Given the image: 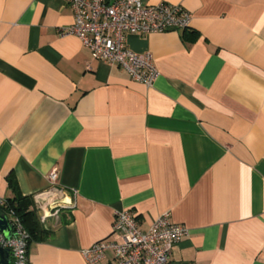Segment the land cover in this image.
<instances>
[{
  "label": "crops",
  "instance_id": "obj_1",
  "mask_svg": "<svg viewBox=\"0 0 264 264\" xmlns=\"http://www.w3.org/2000/svg\"><path fill=\"white\" fill-rule=\"evenodd\" d=\"M144 1L191 14L126 37L152 54L151 87L59 36L65 0H0V200L9 176L32 200L57 169L74 201L27 264H88L123 210L142 231L164 213L187 229L168 264H264V0Z\"/></svg>",
  "mask_w": 264,
  "mask_h": 264
},
{
  "label": "built area",
  "instance_id": "obj_2",
  "mask_svg": "<svg viewBox=\"0 0 264 264\" xmlns=\"http://www.w3.org/2000/svg\"><path fill=\"white\" fill-rule=\"evenodd\" d=\"M73 13V23L59 31V36L76 37L90 52L92 60L106 62L123 70L133 81L151 87L158 77L151 53H135L126 47L129 35L147 37L188 29L191 14L180 5L144 0H65ZM48 188L32 196L33 208L42 226L57 220L60 211L74 207L73 198L60 191L57 196L58 171L48 177ZM12 226L9 239L0 233V247L7 249L9 264H27L28 232L12 213L6 216ZM188 231L172 223L170 214L159 216L148 230L142 231L129 211L115 213L111 241L103 240L82 250L88 264H168L171 250ZM111 254L112 260H108Z\"/></svg>",
  "mask_w": 264,
  "mask_h": 264
},
{
  "label": "trees",
  "instance_id": "obj_3",
  "mask_svg": "<svg viewBox=\"0 0 264 264\" xmlns=\"http://www.w3.org/2000/svg\"><path fill=\"white\" fill-rule=\"evenodd\" d=\"M7 185L12 197L0 200V214L8 216L12 213L19 219L24 229L28 232V244L31 241H41L49 237L50 230L42 228L38 215L33 208L32 200L21 195L13 176L7 178Z\"/></svg>",
  "mask_w": 264,
  "mask_h": 264
},
{
  "label": "water",
  "instance_id": "obj_4",
  "mask_svg": "<svg viewBox=\"0 0 264 264\" xmlns=\"http://www.w3.org/2000/svg\"><path fill=\"white\" fill-rule=\"evenodd\" d=\"M0 233L5 237V239H9L12 235V226L4 214H0ZM9 263V251L0 247V264Z\"/></svg>",
  "mask_w": 264,
  "mask_h": 264
}]
</instances>
